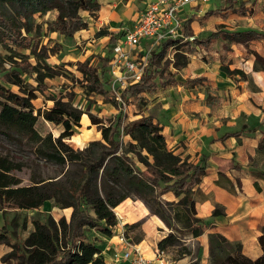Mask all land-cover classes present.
I'll return each instance as SVG.
<instances>
[{
	"label": "trees",
	"instance_id": "16d2710c",
	"mask_svg": "<svg viewBox=\"0 0 264 264\" xmlns=\"http://www.w3.org/2000/svg\"><path fill=\"white\" fill-rule=\"evenodd\" d=\"M3 3L13 12L7 13ZM227 3L216 9L214 14L229 10L244 14L249 0H227ZM100 8L98 0H0V46L3 49L0 53V212L6 216L10 212L15 215L19 211H36V216H39V209L47 202L61 210L72 209L69 221L64 216L55 220L46 215L43 220L32 217L29 223L26 219L19 223L15 215L10 226L23 232L27 231L29 224L30 230L21 241L12 242L7 224L0 229V244L11 249L2 256L3 263L106 264L85 231L96 229L111 237L118 224L114 210L127 199L141 201L164 223L169 233L158 242L157 249L165 253L175 250L173 260L191 254L183 242L184 236L197 238L206 228L205 221L196 216L193 198L194 189L206 174V163L204 160L189 162L168 148L157 119V107H151L138 119L128 121L121 104L113 101L116 109L120 108L114 119L104 122L89 115L90 123L97 127L101 139L91 141L83 149H73L67 141L81 127L83 113L73 107L71 95L69 101L62 98L54 100L53 105L44 110L36 109L33 104L37 99L36 93L45 91V80L59 74L58 69L48 62L55 51L43 45L42 39L53 32L64 39L73 38L77 32L87 28V22L80 13L87 12L96 18ZM52 10L56 11L54 20L36 23L35 17L42 18ZM189 22L190 19L186 20L182 27L184 37L191 33ZM218 28L221 30L210 33L206 40L198 41L199 44L208 46L211 39L220 37L244 46L251 41L264 40V32L257 30L225 31L224 26ZM113 40L111 38L110 42ZM173 43L166 40L151 54L145 75L121 93L123 101L176 83V71L189 62L184 53L190 55L194 49L188 48L184 53L176 51L171 61L165 56ZM22 51H28V54ZM30 57L35 63L29 60ZM107 61L103 58L99 69L87 62L73 65L85 80L87 94H106L110 84ZM169 65L175 73L168 70ZM252 69L264 71V54L253 53ZM220 70L228 77L247 78L243 71L230 70L226 65H221ZM27 79H32L35 84ZM202 80L187 82L196 84ZM10 86H15L17 92ZM38 118L61 127L62 131L57 137L51 132L40 134L36 129ZM125 137L128 138L127 145L123 142ZM257 151L264 153V133ZM35 162L52 164L57 169L56 176L30 173L29 183L23 185L17 174L30 170ZM73 166L79 167L75 177L70 173ZM232 166L240 169L239 165ZM252 173L264 179V173ZM64 178L68 179L66 186L62 184ZM254 187L259 190L257 182ZM169 192L175 201L162 200L161 197ZM221 213L216 207L212 214L217 216ZM141 224L139 221L125 225L126 229L136 230L132 244L140 242ZM258 229L262 254L256 259L246 257L240 243L231 242L219 233L208 234L209 264H264V224ZM124 235L129 240L126 231ZM191 264H200L199 258Z\"/></svg>",
	"mask_w": 264,
	"mask_h": 264
},
{
	"label": "crops",
	"instance_id": "0c3cea01",
	"mask_svg": "<svg viewBox=\"0 0 264 264\" xmlns=\"http://www.w3.org/2000/svg\"><path fill=\"white\" fill-rule=\"evenodd\" d=\"M139 1V7L133 6L127 15L120 19L121 25L112 30L113 33L110 36L101 37L107 39L103 58H107L108 61L112 56L113 46L124 38L125 31L132 27L143 9L154 0ZM209 2L210 0L199 6L200 9L204 5L209 7ZM221 6L225 5L221 4L219 7ZM193 7L197 6H185L178 11L177 15L183 26V23L188 20L185 19L186 16L192 12ZM194 37L196 39V36ZM111 38H114L113 42H110ZM262 43L264 46V40ZM148 44L147 40L141 42L142 52H145ZM188 44L192 43L188 42ZM178 45V43L171 44L175 52ZM258 52L262 54L264 51L258 49ZM188 57H192V54H188ZM247 64L245 69L234 68L245 73L247 76L245 80L240 79L239 76L228 77L220 70L221 66L219 67L221 72L217 76H220L221 80L218 81L219 85L214 84V87L219 96L225 93L227 97L216 109L203 102L200 99L201 94L187 91L184 89L185 86L176 85L177 79L174 85L159 87L158 89H163L152 92L153 96L159 99L145 109L157 107V119L168 148L179 154L181 158H187L189 162L197 163L204 160L206 163V174L194 189L193 194L196 216L205 221L206 228L199 237L187 238V246L191 254L179 260L172 259L174 264H190L198 258L200 264H209L208 234L210 233H219L231 242L240 243L242 253L250 259H256L262 254L258 243L260 235L258 227L264 224V179L254 176L252 172L258 175L264 173V153L257 151L258 142L264 133V71H253V59H248ZM171 69L174 70L171 73H175V69L169 65L168 70ZM185 71H190L189 62L178 72L185 73ZM213 79L214 77L210 78V81ZM249 81L250 87L242 85ZM157 90L158 94H155ZM141 94L148 97L151 93ZM74 103L77 102L74 100ZM146 113L147 111L135 114L132 119L136 120L141 114ZM222 163H229L230 167L222 170L220 169ZM235 164L239 165L240 169L232 166ZM255 182L259 190L254 187ZM161 198L168 202L176 200L170 192ZM129 200L117 206V209L122 208L121 215L114 210L118 224L112 230L111 237L102 235L96 229L85 231L86 237L94 242L106 264H128L127 261L116 257L121 252L118 235L125 231L126 224L142 222L139 233L140 242L134 245L147 259L155 257L158 242L169 233L164 223L157 216L152 215L141 201ZM216 207L220 208L222 213L213 216L212 213ZM52 209L59 212L56 217L52 216L55 220L64 216L66 221H69L71 208L61 210L47 202L44 211L51 212ZM68 211L69 214H67ZM9 216V213L3 216L0 212V229L8 222ZM29 230L28 226L27 232ZM195 243L198 246L197 249ZM10 250V247L0 244V264H8L1 262V258ZM195 250L197 253L200 252V257L191 259Z\"/></svg>",
	"mask_w": 264,
	"mask_h": 264
},
{
	"label": "rangeland",
	"instance_id": "374dc122",
	"mask_svg": "<svg viewBox=\"0 0 264 264\" xmlns=\"http://www.w3.org/2000/svg\"><path fill=\"white\" fill-rule=\"evenodd\" d=\"M100 3V11L96 19L89 16L88 13H80L81 16L87 22V28L85 30L79 31L71 39H64L57 32L48 33L46 37L42 39V44L47 48H53L55 53L50 55L48 62L53 67L58 69L59 74L48 78L45 80L46 89L43 93H36L37 99L33 101L36 109H48L50 108L54 100L62 98L63 101H69V95H71L70 102L74 104V100L77 102V106L80 111L87 117L88 121L81 123V127L75 130L74 136L82 137L83 135L88 136V140L83 146L78 145L72 137L67 141L68 144L73 149H83L91 141L100 140L101 135L97 130L95 125H91L89 120V115L101 119L106 122L112 120L120 112V108L116 109L113 101L114 98L111 97L106 89V94H87L84 88L85 80L83 76L76 70L73 66L77 62H87L89 66L94 68H100L102 65V59L105 55V48L107 45V39L101 38L103 36H110L115 28L120 24V19L127 15L130 9L135 6L139 7V0H98ZM227 0H210V6L200 9L199 6L203 4L196 5L197 7L191 8V11L185 19H190L189 30L191 33L189 36L184 37L182 33V27L180 30L181 35L184 38L191 36H196V39L188 44V41L182 42L178 45L177 51H187V49H194L192 52V57H188L187 53L184 54L189 59L190 71H185V73H180L177 71L175 79H177L176 85L185 86L184 89L187 91H194L195 93L201 94L203 102L207 105L212 106L214 109L218 108L219 104L226 100L225 93L219 96L216 91L214 84L219 85L218 81L221 80L219 67L221 65L229 66V69H234L236 67H241L245 69L248 64V59H253V53L261 51L264 46L262 41H251L248 42L246 46L240 44H233L223 37L219 39H211L208 46L199 44L198 41L206 40L207 36L212 33L219 31L218 27L224 26L225 31H237L244 29H253L260 32H264V0H249V4L245 7V13L239 14L229 11L223 15H216L214 11ZM5 7L7 13L13 12V9L7 4H2ZM1 5V6H2ZM56 17V11L52 10L48 12L44 17H35L36 23H44L46 21H52ZM185 23V22H184ZM183 23V24H184ZM182 24V21H181ZM183 26V25H182ZM45 27V26H44ZM180 41V40H179ZM179 41H173L178 43ZM261 43V44H258ZM262 45V47H261ZM174 49L169 45L166 56L174 54ZM24 54H28V51H22ZM0 53H3V49L0 46ZM264 54V52L262 53ZM165 56V58H166ZM167 59V58H166ZM32 63H35L32 57L29 58ZM194 61V63H193ZM174 72V70H170ZM210 81V78H213ZM201 78L203 79L200 84L194 86V84L188 83L187 80ZM29 83L35 84L32 79H27ZM175 85V86H176ZM250 87V81L247 82ZM174 86V87H175ZM11 90L17 92L15 86H10ZM160 88L158 90H161ZM158 90L155 94H158ZM160 92V91H159ZM198 98V96H197ZM113 99V100H112ZM159 97L153 96L151 93L148 97L143 94H139L134 97H130L124 100L125 106L121 105L123 112L125 113L126 119L128 121H133L132 117L135 114L143 113L146 111L151 104H153ZM138 119V118H137ZM37 131L44 135L47 132H51L54 137H57L62 131L61 127H55L54 125L44 121L42 118H38L36 124ZM250 138L254 139L252 136ZM125 145L128 143V138L123 139ZM230 167L229 163H222L220 169L226 170ZM79 171V167H70L71 176L75 177ZM57 169L52 164H43L41 162H35L31 165V169H25L18 173L17 176L23 180V185H27L28 176L30 173L43 177H54L56 176ZM70 176V177H71ZM68 179H63L62 184L67 185ZM129 200V199H127ZM131 200V199H130ZM129 200V201H130ZM135 201V200H134ZM45 206L39 209L40 214L36 216V211H19L15 215L18 217V221L26 219L29 223L32 217L39 218L43 220L46 215L55 216L59 213L56 210H51V212L44 211ZM220 211L221 209L218 208ZM115 211L121 215L122 208L115 209ZM13 212L9 213V219L6 223L8 229L10 230V236L13 241H21L26 235L27 231H21L19 228H13L10 226L11 219L15 216ZM69 214V211L67 212ZM1 219V218H0ZM30 227V225L28 224ZM27 226V227H28ZM129 238V241L133 239L136 234V230L124 228ZM169 231V230H168ZM260 231V230H259ZM189 236H184L183 242L187 245V238ZM195 248L198 246L195 243ZM175 250H168L167 255L172 258L175 255ZM191 259L194 257H200V252L195 250ZM191 264V263H190Z\"/></svg>",
	"mask_w": 264,
	"mask_h": 264
},
{
	"label": "built area",
	"instance_id": "2783aa9c",
	"mask_svg": "<svg viewBox=\"0 0 264 264\" xmlns=\"http://www.w3.org/2000/svg\"><path fill=\"white\" fill-rule=\"evenodd\" d=\"M209 0H154L140 13L132 27L125 31L124 38L112 48L108 61L110 79L108 93L114 100L125 106L121 93L131 85L138 83L145 75L149 58L166 40L193 42L194 36L184 38L181 33V20L178 11L189 5L205 4ZM149 41L145 52L141 42ZM172 61L173 56H166ZM73 107L79 108L77 103ZM121 252L116 257L128 264H174L167 253L156 251L153 259L145 258L136 245L132 244L122 231L118 235Z\"/></svg>",
	"mask_w": 264,
	"mask_h": 264
},
{
	"label": "bare ground",
	"instance_id": "6f19581e",
	"mask_svg": "<svg viewBox=\"0 0 264 264\" xmlns=\"http://www.w3.org/2000/svg\"><path fill=\"white\" fill-rule=\"evenodd\" d=\"M87 121H88L87 117L83 114L81 117V122L83 123V122H87ZM72 139H74L78 145L83 146L86 143V141L88 140V136L87 135H83L82 137L74 136V137H72Z\"/></svg>",
	"mask_w": 264,
	"mask_h": 264
}]
</instances>
